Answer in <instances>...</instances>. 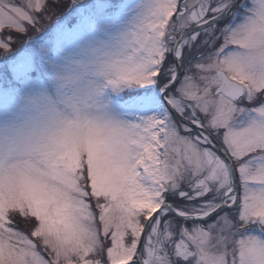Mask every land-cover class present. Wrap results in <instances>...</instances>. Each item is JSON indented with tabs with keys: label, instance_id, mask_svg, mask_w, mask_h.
Here are the masks:
<instances>
[{
	"label": "snow or ice",
	"instance_id": "snow-or-ice-1",
	"mask_svg": "<svg viewBox=\"0 0 264 264\" xmlns=\"http://www.w3.org/2000/svg\"><path fill=\"white\" fill-rule=\"evenodd\" d=\"M0 264H264V0H0Z\"/></svg>",
	"mask_w": 264,
	"mask_h": 264
},
{
	"label": "rangeland",
	"instance_id": "rangeland-1",
	"mask_svg": "<svg viewBox=\"0 0 264 264\" xmlns=\"http://www.w3.org/2000/svg\"><path fill=\"white\" fill-rule=\"evenodd\" d=\"M71 3V0H65V4Z\"/></svg>",
	"mask_w": 264,
	"mask_h": 264
}]
</instances>
